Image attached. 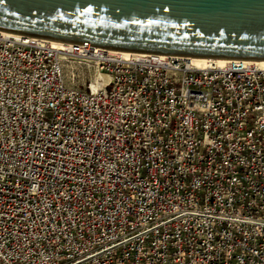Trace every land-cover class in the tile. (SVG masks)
<instances>
[{
	"label": "built area",
	"instance_id": "2783aa9c",
	"mask_svg": "<svg viewBox=\"0 0 264 264\" xmlns=\"http://www.w3.org/2000/svg\"><path fill=\"white\" fill-rule=\"evenodd\" d=\"M0 264H264V68L0 31Z\"/></svg>",
	"mask_w": 264,
	"mask_h": 264
},
{
	"label": "water",
	"instance_id": "95a60500",
	"mask_svg": "<svg viewBox=\"0 0 264 264\" xmlns=\"http://www.w3.org/2000/svg\"><path fill=\"white\" fill-rule=\"evenodd\" d=\"M0 31L114 52L264 62V0H0Z\"/></svg>",
	"mask_w": 264,
	"mask_h": 264
},
{
	"label": "rangeland",
	"instance_id": "374dc122",
	"mask_svg": "<svg viewBox=\"0 0 264 264\" xmlns=\"http://www.w3.org/2000/svg\"><path fill=\"white\" fill-rule=\"evenodd\" d=\"M79 69L80 70L77 71V66L75 64L69 63L66 68L68 78L72 80L76 74L75 76H77V78L73 82V85L87 88L90 80L93 78V74L88 71L85 72L82 68Z\"/></svg>",
	"mask_w": 264,
	"mask_h": 264
},
{
	"label": "bare ground",
	"instance_id": "6f19581e",
	"mask_svg": "<svg viewBox=\"0 0 264 264\" xmlns=\"http://www.w3.org/2000/svg\"><path fill=\"white\" fill-rule=\"evenodd\" d=\"M123 53L125 54V57H129L132 54V53H127V52H123ZM191 59L193 60V63L199 67H205L208 64H210V62H213V61H216L219 64H224L226 61H228V60H218V59H196V58H191ZM256 63H258L261 67L264 68V62H256Z\"/></svg>",
	"mask_w": 264,
	"mask_h": 264
}]
</instances>
